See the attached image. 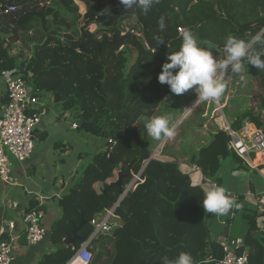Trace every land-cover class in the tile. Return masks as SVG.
Here are the masks:
<instances>
[{"label":"trees","instance_id":"16d2710c","mask_svg":"<svg viewBox=\"0 0 264 264\" xmlns=\"http://www.w3.org/2000/svg\"><path fill=\"white\" fill-rule=\"evenodd\" d=\"M80 1L88 10L82 34L77 36L81 16L73 0H0V76L31 75L37 96L51 98L60 116L70 115L79 125L78 131L104 140L106 148L111 146L109 150L96 151L78 172L72 188L59 198L63 216L51 230L55 250L39 264H69L82 244L77 242L75 247L64 249L59 246L73 236L82 222L78 235L89 241L95 231L92 220L122 198L119 188L112 184L122 175L126 190L134 175L139 174L142 181L115 210L111 233L90 240L87 251L94 264H162L163 257L175 258L180 252L190 253L196 264H215L223 259L224 251L221 243L211 237L208 214L202 207L206 191L193 184L178 162L151 158L152 145L138 128L139 123L156 115L167 86L159 81L140 83L131 69L143 56L139 64L145 74L158 71L159 66L162 71V65L169 62L168 54L181 46L180 29L193 31L200 46L216 57H223L224 41L230 34L245 41L258 33L264 37V0H161L147 14L137 11L146 24V40L139 41L133 35L128 40H138L144 46L141 49L147 45L148 52L136 49L140 44L123 51L105 47L99 52L92 43L86 51H80L77 45L87 39L93 22L103 26L113 22L110 16L97 15L93 8L101 13H118L116 0ZM9 4L13 10L5 9ZM161 17L166 24L163 32L158 26ZM105 36V31L92 33L96 42H102ZM157 37L167 45H157ZM257 47L253 45V50ZM108 49L112 51L107 53ZM147 60L152 64L149 67ZM257 71L260 70L245 65L243 72ZM153 74L158 76L159 72ZM260 78L264 87V73ZM226 88L225 84L224 92ZM236 112L229 121L234 132L240 133L245 124L264 131V99L256 107ZM47 136L45 133L42 138ZM230 142V135L217 128L211 141L190 157V164L212 179V184L220 185L218 174L223 158H232L237 164L235 169H248L230 149ZM31 208L45 209L38 202ZM243 217L248 223L244 240L249 264H264V235L257 225L258 214L243 213Z\"/></svg>","mask_w":264,"mask_h":264},{"label":"crops","instance_id":"0c3cea01","mask_svg":"<svg viewBox=\"0 0 264 264\" xmlns=\"http://www.w3.org/2000/svg\"><path fill=\"white\" fill-rule=\"evenodd\" d=\"M76 5L79 8V14L81 16L80 20L83 23L84 15L86 14L87 11V6L84 3L80 5L78 4ZM83 9L84 11H82ZM124 19L120 20L119 26L122 25L121 23ZM135 20L136 23H139L137 19ZM79 27L80 28L77 36H80L82 34L81 27H83V25L80 23ZM95 29L96 27L91 24L89 27L90 32L95 31ZM131 29L136 30V27L133 26V28ZM140 30L142 32L141 38H143L142 26ZM138 40L140 41L141 39L138 38ZM138 40L136 41L135 39L134 41L131 40L130 42L129 41L126 42L122 51L126 50L127 47H129L130 45L135 46L136 44L137 46L138 44H140ZM140 46L142 47L143 45L141 44L138 45L136 49L142 51V49L144 48L141 49ZM111 51L112 50L108 49L106 52L109 53ZM144 51L148 52L147 48L144 49ZM27 53H29V51ZM141 57L138 60L137 64L131 69L132 76L136 78L137 81H139L140 83L158 82L159 75L157 76V74H153V73L159 72L160 74L161 71L160 66L159 68H157L159 69L158 71L151 72L152 71L151 70L148 74H145L143 72L141 65L139 64L142 59ZM147 62H148V64H146L147 67L152 65L149 60H147ZM0 78H2V83L0 82V111H1V107L5 102L6 87L4 82V75L0 76ZM166 86H167L166 88L169 87L168 85ZM262 92L264 94V88H262ZM194 93L195 92H193L192 94L194 95ZM229 94L230 93L227 92L225 95L229 96ZM164 95H165V100L163 104H165L167 101V96L165 94V91H164ZM190 99L192 98H188L187 95H185V99L183 101L182 104L183 106L181 109L184 110L186 105L188 104L191 105L193 101ZM222 99H223V103L227 104L225 109L230 110L229 101L227 103V101L225 102L224 97ZM242 100L244 101L242 102L243 107L245 105V101L249 103L248 98ZM253 104H250L251 108L254 107L252 106ZM211 110L212 108L209 110L207 109L205 110L206 112L203 111L204 113L200 111V115L199 113H196V116L194 113L193 120L196 122V124L193 123L192 128H190L189 131V133H191L190 138H185V136L183 139L179 137L172 138L168 145L165 144L168 140H164L161 142V144L158 147H154L151 149L153 158H156L157 160H160L162 162H178L181 170L184 173L190 175L193 184L202 186L205 191H207L215 183L212 184L213 181L212 179L204 177V175L197 167L192 166L190 164L189 160L193 154L198 153V151L203 146L207 145L211 141V138L216 133L217 128H220V125L218 123H214L215 121L214 122L208 121L211 114ZM160 111L161 108L158 109L155 116H157ZM185 114L187 115V113H184V115ZM206 114H209L207 118H206ZM184 115L182 116L183 118H185ZM143 123L145 125L146 121L139 123L138 125L139 129H140V125ZM213 123H214V127L212 125ZM40 124L44 126L43 119ZM255 129L257 128L253 124H245L243 130L240 133L245 135L244 138L247 139L248 137L251 136V133ZM47 135H48L47 136L48 139L49 134L47 133ZM86 136L89 135L86 134ZM63 137L65 141H62L63 140L62 139L60 142H56L59 144L58 146L56 143H54V147H56L55 149H57L58 151L60 150L62 152L64 158L66 157L70 158L72 154L71 155L69 154L73 153L76 150L77 156H76L75 164H71V165L66 164L67 159L63 158L61 159V161H63L62 163H64L66 167L58 168L59 172H57L56 169L49 167L48 165H46L47 170L45 172H40V167L42 163L33 162V158H34V154H33L32 159H30L27 163L14 165L15 169L13 171L12 185H7L6 183H3L0 179V202L4 203V200L6 201V199L12 200L11 204L10 203L8 204V207L9 205L11 206V210L14 211V214L13 217H10L9 219L15 220L17 224L16 234L18 235V239L15 244V249L13 254V264H39L46 255H49L54 252L55 249L51 244L52 225L63 216V210L60 208L58 200L64 193H66L72 188L78 176V172H80L83 169V167L88 164L89 160L92 158L91 155L95 153L93 152L94 150L92 152L88 150L87 151L84 150L85 149L84 146L93 143L95 144V148L97 147L99 149L101 147L100 150L102 151H106L107 149L104 145V142L99 141L102 139L99 140L95 139L94 141H92L90 137L89 139L86 137L85 138L81 137L80 139H77L73 136L67 137L66 135ZM236 167L237 164L234 162L232 158L229 157L222 159V167L218 174V177L220 179V185L218 186H223L228 194L235 193L239 197H242V199L239 201V204L241 205L240 211L238 213L236 211L235 212L232 211L228 215L221 217H216L209 213L207 217V223L211 230V237L214 241H217L219 243H222L226 239H236V238L245 237L248 228V223L244 219L243 213L257 212L258 226L261 227L260 230L264 231V226H263L264 205L260 202V199L264 196V171L259 172V171L251 170L250 168L235 169ZM7 186L11 188L7 189ZM13 188L22 189L21 192L25 191V195H22L23 192L21 194L19 192H16V189L14 190ZM34 202L36 203L38 202L39 206L45 207V209L43 210L46 213L44 218V223L47 227L48 235L47 238L40 244L30 246L27 244L26 241L25 225L23 224L22 218H23V214L32 207V204ZM3 211L4 209L0 207V213ZM5 220L8 219L3 218L0 221V227ZM5 240H8L7 236L4 237L0 236V242ZM83 253H87L88 255V262L86 264H91V262L94 259L92 257V254L89 253L87 250L81 249L76 254L75 258L82 255Z\"/></svg>","mask_w":264,"mask_h":264},{"label":"built area","instance_id":"2783aa9c","mask_svg":"<svg viewBox=\"0 0 264 264\" xmlns=\"http://www.w3.org/2000/svg\"><path fill=\"white\" fill-rule=\"evenodd\" d=\"M73 1L78 5L83 3L80 0ZM8 9L13 10L12 7ZM182 32L183 30L180 29V34ZM129 35L142 37V34L134 30H131ZM146 47L150 50L147 45ZM4 82L6 87L5 102L0 111V179L3 183L12 185V168L16 163H27L33 157L37 126L51 110L47 100L34 93L31 75L24 77L23 75L5 74ZM204 102L208 103V110L213 108L208 121L217 122L220 128L230 135V149L251 170L264 171V131L255 129L251 136L246 139L244 138L245 135L234 132L226 121L224 116L226 103H222L218 98L212 101H202L197 105ZM216 113L219 114L216 115ZM208 115L206 114V118ZM71 128L78 131L79 125L73 123ZM109 142L114 145L112 140H109ZM140 181H142L140 174L134 175L132 183L127 188V193L134 189ZM228 195L237 202L239 201L237 194L229 193ZM260 202L264 205V196L260 199ZM118 205L119 203L92 220L91 223L95 231L91 239L111 233L114 228L113 220L116 219L115 210ZM45 214L43 210L33 208L23 214L22 221L25 225V236L28 245L40 244L47 238L48 230L44 223ZM16 233L17 224L15 220L8 219L2 223L0 236H7L8 240L0 242V264H13V254L18 239ZM88 244H83L81 249L87 250ZM221 246L224 257L215 264H249V254L246 253L244 238L226 239L221 243Z\"/></svg>","mask_w":264,"mask_h":264},{"label":"clouds","instance_id":"9594fccd","mask_svg":"<svg viewBox=\"0 0 264 264\" xmlns=\"http://www.w3.org/2000/svg\"><path fill=\"white\" fill-rule=\"evenodd\" d=\"M119 2L124 12L140 11L147 14L155 5L160 4L161 0ZM158 26L160 32L165 30L164 17L160 18ZM180 35L181 46L178 51L168 54L169 62L162 65L158 81L168 85L170 92L175 95L194 90L196 101L183 112L190 113L202 101L218 99L225 91L223 77H239L244 81L242 73L245 65L253 66L264 73V37L259 33L253 36L251 41L228 35L223 45V58H217L212 51L201 47L193 31L185 29ZM156 40L157 45H167L162 37H157ZM253 45L258 46L256 50H253ZM144 127L155 141L171 140L175 136V128L168 115L154 116L146 121ZM202 207L206 214L221 217L228 215L233 209L240 210L241 205L228 195L223 186L213 184L204 193ZM162 264H196V261L190 253L180 252L175 258L163 257Z\"/></svg>","mask_w":264,"mask_h":264},{"label":"rangeland","instance_id":"374dc122","mask_svg":"<svg viewBox=\"0 0 264 264\" xmlns=\"http://www.w3.org/2000/svg\"><path fill=\"white\" fill-rule=\"evenodd\" d=\"M85 8V7H84ZM86 9V8H85ZM84 11V9L82 10ZM83 23L80 21H78L77 24V31L75 33V35L78 34L79 32V24ZM122 25L120 26V28L123 30V33L126 32H130L131 29L134 27H136V32L142 34L141 32V24L136 23V20L134 17H128L125 18L122 23ZM83 29V27H81ZM135 37V36H133ZM132 37V41H134L135 39ZM135 44V43H133ZM136 45V44H135ZM20 48L25 49L26 52L29 51V49L24 48L23 44H19L18 45ZM204 48V46H201ZM28 54V53H27ZM220 58H223L222 56H218ZM217 57V58H218ZM261 74L262 72L257 71V72H243L242 75L245 77L244 81H241L239 79V77H228L225 76L223 83L226 84V93H230L229 96H226V93H223L219 98L220 101L223 103V97L225 99V102L229 101V105H230V110L227 109L226 111V116L225 119L226 121L229 123V121H232L234 119V116L237 110H244V109H250L251 106L250 104H253L252 106L256 107L258 104L259 100H263L264 99V94L262 92V88L263 87V83L261 80ZM259 77V78H258ZM259 79V80H258ZM0 82L2 83V78H0ZM261 87V89H260ZM165 94L167 96V101L165 104H162L161 111L158 113L157 116H162V115H168L171 117L172 119V123L173 126L175 128V136L174 138H181L183 139L184 136L185 138H190L191 133H189L190 128H192L193 123L196 124V122L193 120L194 117V113L196 116V113H199L200 115V111H205L208 109V103L204 102L201 105H197L192 109L191 113H187V115L183 112L181 109L182 108V104L183 101L185 99V95H187L188 98H192L190 100H192L193 102L188 105H186L185 108L192 106L194 104V102L196 101V94L194 93V95L192 94L194 92V90H189L188 92L182 94V95H175L173 93L170 92L169 87L164 89ZM192 95V96H191ZM225 95V96H224ZM248 98L249 99V103H247V101H245V105L243 107L242 102H244L242 99ZM51 98L48 97L47 102H48V106L50 108V112L49 115L43 118L44 121V126H42L41 124H39L37 126V130H36V139H35V150H34V158H33V162H41L42 165L40 167V172H45L47 170L46 165H48L51 168H54L57 170V172H59L58 168H62V167H66V165H64V163H62L63 161H61V159L64 158V155L62 154V152L57 149H55L56 147H54V143L56 142H60L62 139V141H65L63 136H67V137H75L77 139H80L81 137L83 138H88L89 136H86V134H84L83 132H77L72 130L71 125L73 123V118L69 115H65V116H60V111L59 109L54 106L52 104V102H50ZM251 101V102H250ZM253 102V103H252ZM227 105V104H226ZM247 106V107H245ZM232 108V109H231ZM197 110V111H196ZM196 111V112H195ZM213 111V108L211 110V112ZM206 112V111H205ZM204 113V112H203ZM219 113H216V115H218ZM184 115L185 118H183L182 116ZM222 115V114H220ZM228 118V119H227ZM147 121V120H146ZM214 122V121H213ZM217 123V122H214ZM214 123L212 124L214 127ZM140 130L142 133V137L144 140H147L151 143L152 148L154 147H158L162 141H155L152 137H150L144 127V123L140 125ZM48 133L49 134V138L48 139H43L42 136ZM92 141H94L95 139L90 137ZM97 140H99L97 138ZM104 142V140H99ZM98 142V141H96ZM100 143V142H99ZM98 143V145H99ZM164 143V142H163ZM170 140H168L165 144H169ZM58 144V143H56ZM85 149L84 150H88V151H93L96 152L97 149L95 148V144H88L84 146ZM95 148V149H94ZM101 147L98 149L100 150ZM97 150V152H98ZM71 152V151H70ZM72 154V155H71ZM77 151L75 150L73 153H70L69 157H66L64 159H67V163L66 164H75L76 163V155ZM94 154V153H93ZM92 156V155H91ZM90 156V157H91ZM32 159V158H31ZM86 164V163H84ZM16 165H19V163H16ZM15 167L12 168V171H14ZM11 187L7 186V189H9ZM14 190L16 189V192H19L20 194L23 192L22 195H25V191H22V189L19 188H13ZM11 199H6V201L4 200L3 202H0V207H2L4 209L3 212L0 213V221L4 218L9 219L10 217H13L14 211L11 210V206L8 204H11ZM6 206V207H5ZM7 216V217H6ZM240 218V217H239ZM263 223V222H262ZM260 224V223H259ZM258 225V223H257ZM262 226V225H261ZM264 226V225H263ZM259 227V226H258ZM261 227H259L260 230ZM262 231V230H260ZM263 235H264V231H262ZM80 251V250H79Z\"/></svg>","mask_w":264,"mask_h":264},{"label":"water","instance_id":"95a60500","mask_svg":"<svg viewBox=\"0 0 264 264\" xmlns=\"http://www.w3.org/2000/svg\"><path fill=\"white\" fill-rule=\"evenodd\" d=\"M117 2V7H118V13H113L111 11L107 12H98L96 8H93V11L97 13V15H107L110 16L113 19V22L109 26H103L99 24L97 21L93 22L92 25L96 27L95 31L93 32H88L87 34V39L77 45L78 49L80 51H86L87 46L92 43L96 45L99 49V52H101L105 47H112L115 48L119 51H121L124 48L125 43L130 39L129 32H126L125 34L123 33V30L119 26V22L121 19H124L125 17H134L137 19V21L141 24L143 28V38L146 40V24L142 23L141 17L138 15L137 12L135 13H130V12H124L123 8L120 5L119 0H116ZM11 7V4L8 5L7 8ZM3 9V10H5ZM88 10V8H87ZM100 31H105L108 33V36H105L102 42H96L92 39V33L95 32H100ZM111 148L108 147L106 150H109ZM153 158V154L152 157ZM112 186H115L119 188V190L122 193V198L119 200L118 203L122 201V199L127 195V189L124 190V185L122 182V175L119 176V179L112 184ZM84 222L81 223V225L77 228L74 229L73 231V236L68 237L64 240V242L59 246V249H64L69 246L75 247L77 242H80L82 245L89 243V241L86 242L85 238H81L78 235V231L80 228L83 226ZM258 239L261 238V234H258L257 236ZM75 258V257H74ZM73 258V259H74ZM91 264H94V260L91 262Z\"/></svg>","mask_w":264,"mask_h":264},{"label":"bare ground","instance_id":"6f19581e","mask_svg":"<svg viewBox=\"0 0 264 264\" xmlns=\"http://www.w3.org/2000/svg\"><path fill=\"white\" fill-rule=\"evenodd\" d=\"M88 262L87 253H83L82 255L75 258L70 264H86Z\"/></svg>","mask_w":264,"mask_h":264}]
</instances>
